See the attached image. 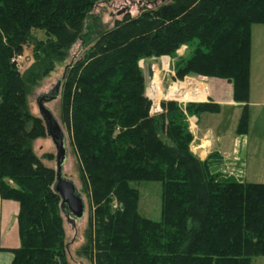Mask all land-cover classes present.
Returning <instances> with one entry per match:
<instances>
[{
	"label": "trees",
	"instance_id": "1",
	"mask_svg": "<svg viewBox=\"0 0 264 264\" xmlns=\"http://www.w3.org/2000/svg\"><path fill=\"white\" fill-rule=\"evenodd\" d=\"M99 1L0 0V196L20 204L21 246L11 264H69L56 171L33 150L46 126L28 95L80 39L89 48L67 65L61 115L90 201L83 253L94 264H251L264 257V183L213 173L191 150L187 115L218 106L164 101L163 112L151 115L140 66L168 56L176 79L229 81L234 100L245 104L238 128L245 133L252 27L264 24V0H141L138 16L127 13L112 29L84 38ZM33 30L48 39L35 46ZM27 44L35 46L36 63L23 75L12 58ZM132 181L162 183L160 221L140 214Z\"/></svg>",
	"mask_w": 264,
	"mask_h": 264
},
{
	"label": "rangeland",
	"instance_id": "2",
	"mask_svg": "<svg viewBox=\"0 0 264 264\" xmlns=\"http://www.w3.org/2000/svg\"><path fill=\"white\" fill-rule=\"evenodd\" d=\"M144 4H146V1L141 0L99 1L85 21L84 38H87L90 35L92 37H96L103 31L112 29L115 25V21L122 20L127 13H130L133 17L138 16L140 14L141 7ZM33 35V42H35V46L38 42L48 39L46 31L44 30H33ZM252 42L250 92H253V99L256 101H264V24L253 25ZM34 44H27L24 47L22 55L25 57V59L21 62V68L12 62L15 65V68H17L23 75L27 73L36 63ZM88 48L89 47H85V42L83 39L78 40V42L74 44L69 50V57L64 62L58 63L52 72L31 85L28 95V103L32 114L41 117L37 103L38 98L42 94L50 92L58 84L59 80H63L64 82L63 76L67 65L81 60ZM186 50L187 47L185 46L180 50V53L183 54ZM15 56H13V58ZM159 60V64L155 67L157 68V76L159 77V81L161 80L160 87L162 94L152 90L153 85L152 79L150 78L148 72L147 60L144 59L140 62V66L142 67L147 79V96L151 100H159L156 103L154 100L152 101L155 105L154 115H159L163 112L162 102L164 101H173L184 107H186L188 104H197L203 101L191 100L188 98L185 99V97L181 96H187L189 92H202V90L206 93L209 92L211 90L210 84L213 83V79L211 78L213 77L190 75L185 77L183 80H179L175 78V72L173 68L174 60L168 56L160 57ZM62 89L63 85L60 89L61 93L59 98L48 103L47 107L53 112L65 132L67 147V159L64 164L65 174L67 177L76 182L77 187L83 194V197L86 201V215L82 220L72 223L68 221V219H66V217L62 214L66 234L67 260L69 264H94V262L83 253V249L89 243L88 231L91 225V208L88 195L83 190L80 160L73 145L72 133L68 129L67 125L63 122L61 115ZM174 89L175 91L171 92V90ZM205 98L206 95L204 99ZM262 120L264 121V118ZM229 130L232 131L231 128H228V131ZM33 150L36 155L42 159V162L46 166L56 170L57 151L50 136L47 135L45 138L35 140L33 143ZM48 154L53 155V158H47L46 155ZM250 166H252V164H250ZM257 166V162H255L252 168L247 169L245 176H243L244 181L255 183L264 182V174L262 173L263 171H261L262 169L258 171V169H256ZM131 186L139 191L138 209L140 214L154 221H160L162 219V183L159 181H132ZM115 205H117V203ZM251 264H264V257H255Z\"/></svg>",
	"mask_w": 264,
	"mask_h": 264
},
{
	"label": "crops",
	"instance_id": "3",
	"mask_svg": "<svg viewBox=\"0 0 264 264\" xmlns=\"http://www.w3.org/2000/svg\"><path fill=\"white\" fill-rule=\"evenodd\" d=\"M180 50L178 54L182 55ZM211 79L213 83L209 92H189L184 96L185 99L203 100L218 106L216 112L187 115L194 136L191 150L202 160H208L213 173L244 181L247 169L257 162L256 169H262L264 174V101H256L250 92L248 130L239 133L245 104L234 100L232 83L217 77ZM19 212L17 201L0 196V264H11L14 252L21 246Z\"/></svg>",
	"mask_w": 264,
	"mask_h": 264
},
{
	"label": "water",
	"instance_id": "4",
	"mask_svg": "<svg viewBox=\"0 0 264 264\" xmlns=\"http://www.w3.org/2000/svg\"><path fill=\"white\" fill-rule=\"evenodd\" d=\"M159 58L147 60L149 76H154V66L159 64ZM67 67L65 68L63 79L66 77ZM163 74V73H162ZM63 80L48 93L42 94L38 100V108L41 118L46 126L47 135L51 137L56 147V179L54 190L61 197V211L68 221L75 223L82 220L86 215V201L74 180L67 177L64 171V164L67 159V147L65 132L62 129L53 112L47 104L59 98Z\"/></svg>",
	"mask_w": 264,
	"mask_h": 264
},
{
	"label": "bare ground",
	"instance_id": "5",
	"mask_svg": "<svg viewBox=\"0 0 264 264\" xmlns=\"http://www.w3.org/2000/svg\"><path fill=\"white\" fill-rule=\"evenodd\" d=\"M158 65V64H157ZM156 66V65H155ZM154 66V76H153V78H152V90L154 91V92H157V93H160V94H162L161 93V87H160V81H159V77L157 76V68ZM176 86V85H175ZM174 88V87H173ZM176 89V88H175ZM175 89L174 90H171V92H173V91H175ZM170 92V91H169ZM178 94V93H177ZM176 95V94H175ZM181 97H184V96H181ZM180 97V98H181Z\"/></svg>",
	"mask_w": 264,
	"mask_h": 264
},
{
	"label": "built area",
	"instance_id": "6",
	"mask_svg": "<svg viewBox=\"0 0 264 264\" xmlns=\"http://www.w3.org/2000/svg\"><path fill=\"white\" fill-rule=\"evenodd\" d=\"M25 57H23V55H16L13 59L12 62L15 63L19 68H21V62L24 61ZM153 101V100H152ZM155 102V101H154ZM155 105L152 102V107H151V115L155 114V109H154Z\"/></svg>",
	"mask_w": 264,
	"mask_h": 264
}]
</instances>
